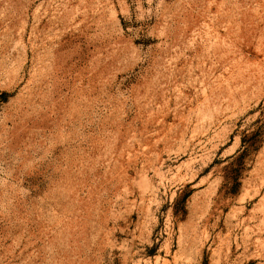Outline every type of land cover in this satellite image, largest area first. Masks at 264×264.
<instances>
[{
  "label": "rangeland",
  "instance_id": "obj_1",
  "mask_svg": "<svg viewBox=\"0 0 264 264\" xmlns=\"http://www.w3.org/2000/svg\"><path fill=\"white\" fill-rule=\"evenodd\" d=\"M0 264H264V0H0Z\"/></svg>",
  "mask_w": 264,
  "mask_h": 264
}]
</instances>
